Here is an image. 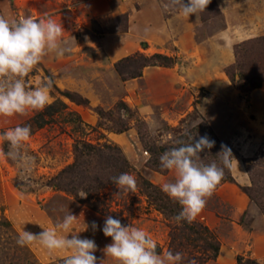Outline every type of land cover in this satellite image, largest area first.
<instances>
[{
  "label": "rangeland",
  "instance_id": "374dc122",
  "mask_svg": "<svg viewBox=\"0 0 264 264\" xmlns=\"http://www.w3.org/2000/svg\"><path fill=\"white\" fill-rule=\"evenodd\" d=\"M169 4L170 0H0V15L9 20L50 17L64 28L65 54L45 56L25 78L26 85L37 87L51 76L60 91L88 102L79 106L51 90L50 103L61 99L84 124L73 129L58 118L33 131L22 149L30 160L0 155V222L9 224L0 230V264L20 261L17 256L23 252L35 264H63L67 250L49 252L38 243L21 247L16 241L22 231L42 232L39 225L55 228L68 212L78 218L71 231L95 241L97 264H116L103 252L112 242L102 231L109 215L146 231L160 254H166L174 222L149 203L141 183L146 180L162 191V184L174 182V171L161 168L160 156L178 137H188L186 133L196 139L204 133L215 141L200 153L199 162H216L225 173L217 158L222 145L232 155L229 172L235 184L220 183L195 220L219 242L218 257L206 264H237L238 257L264 264V215L239 188L250 186L251 177L264 180V165L250 161L264 155V78L259 89L246 93L224 72L235 63L238 44L264 36V0H211L205 11L189 16L166 7ZM135 53L161 54L176 63L147 66L140 77L122 81L114 64ZM35 113L0 116V152L8 151L2 134L25 125ZM77 140L107 146L133 168L129 174L137 180L135 193L119 194L112 185L94 197L102 201L106 215L83 203L82 192L75 198L49 186L74 162ZM84 160L90 162V177H111L99 169L105 165L103 159ZM93 221L98 225L95 231ZM56 230L71 239L72 233Z\"/></svg>",
  "mask_w": 264,
  "mask_h": 264
},
{
  "label": "clouds",
  "instance_id": "9594fccd",
  "mask_svg": "<svg viewBox=\"0 0 264 264\" xmlns=\"http://www.w3.org/2000/svg\"><path fill=\"white\" fill-rule=\"evenodd\" d=\"M211 0H170L166 7H173L183 15L189 16L203 12ZM64 28L50 17L34 19L31 16L21 17L18 20H9L0 15V116L13 117L25 115L29 111H43L51 101L50 91L54 81L51 77L45 78L41 84L34 88L26 85L25 78L41 63L43 58L50 53L58 57L65 54L63 47ZM122 118L126 114L121 112ZM32 129L30 125L16 126L2 134V139L8 145L6 155L11 159L20 158L21 161L30 160L22 153L23 146L30 139ZM189 141L185 143L178 140V147H172L160 156L162 169L175 173L174 182H166L161 185V190L171 199L178 202L181 211L173 218L177 223H192L201 214L218 185L224 178V171L216 162L204 164L200 153L205 149H211L215 141L206 135L196 139V135L187 134ZM223 164L231 166V151L222 145L218 153ZM113 184L120 193H135L137 180L129 173H121L111 178ZM85 197L86 193H80ZM78 218L66 213L55 228L46 229L39 234L22 231L16 243L23 246H31L38 243L49 252L55 250H67L70 254L64 259L63 264H97L98 258L94 255L97 245L94 240L81 239L78 232L71 231L74 222ZM95 231L98 225L95 221L91 224ZM56 229L65 233H72L71 239L64 235H58ZM105 237H110L112 242L103 249L107 257H111L116 264H182L183 254L168 251L161 255L157 251V243L144 230L125 226L119 219L107 216L102 228ZM104 261H100L103 264ZM188 264H197L192 259Z\"/></svg>",
  "mask_w": 264,
  "mask_h": 264
},
{
  "label": "trees",
  "instance_id": "16d2710c",
  "mask_svg": "<svg viewBox=\"0 0 264 264\" xmlns=\"http://www.w3.org/2000/svg\"><path fill=\"white\" fill-rule=\"evenodd\" d=\"M235 63L228 66L224 72L233 86L243 92H250L259 89L264 78V36L255 39L246 40L235 47ZM176 63L172 57L163 56L161 54H153L145 56L135 53L131 56L124 57L114 64V70L122 81L134 79L141 76L142 70L147 66L171 67ZM51 77V76H49ZM52 78V77H51ZM53 79V78H52ZM51 90L56 91L61 97L68 99L70 102L87 106L86 99L79 95H74L66 91H60L55 85ZM97 113L102 117L101 110ZM61 118L62 122L73 129H79L83 123L82 119L75 112L68 111L67 105L59 98L50 103L43 111L36 112L35 115L26 123L31 126L32 132L53 123L55 119ZM204 136V133H203ZM178 140L185 143L190 142L188 137H178ZM74 147L75 160L72 164L62 169L49 183L50 187H56V190L63 191L68 195L78 196L79 192H85V199L82 201L87 204L90 209L106 215L107 211L103 210L102 201H94V197L106 189V187L114 185L112 177L121 173H130L133 171L132 166L125 157L120 153V157H114L111 149L107 146L93 147L89 144L75 141ZM170 147V148H172ZM167 148L165 151L169 150ZM119 155V154H118ZM101 158L105 165L99 167L101 172H107L110 178H93L90 177V162L86 159ZM213 158H216L213 155ZM220 159V157H217ZM255 161L259 165H264V155L257 157ZM88 167L90 169H88ZM224 178L221 183L227 182L235 184L233 177L229 172V167L225 166ZM142 190L149 203L166 218L171 219L174 225L169 232L168 251L180 252L183 254L182 264H188L192 259L197 264H206L208 261L215 260L220 251L218 240L215 238L211 230L199 222H180L177 223L173 218L181 211L178 202L171 199L163 191L146 180H142ZM241 192L245 193L249 200L253 202L264 215V180L256 181L251 177V185L239 187ZM7 225L0 222V230L7 229ZM19 246V245H17ZM17 249V248H16ZM25 249V248H24ZM158 253H161L160 247L157 246ZM29 253L23 252L21 256H17L20 261L12 260V264H35L33 259H29ZM15 259V258H12ZM237 264H258L254 260H244L238 257Z\"/></svg>",
  "mask_w": 264,
  "mask_h": 264
},
{
  "label": "crops",
  "instance_id": "0c3cea01",
  "mask_svg": "<svg viewBox=\"0 0 264 264\" xmlns=\"http://www.w3.org/2000/svg\"><path fill=\"white\" fill-rule=\"evenodd\" d=\"M248 181H245V184L247 183ZM247 184H249V183H247Z\"/></svg>",
  "mask_w": 264,
  "mask_h": 264
}]
</instances>
